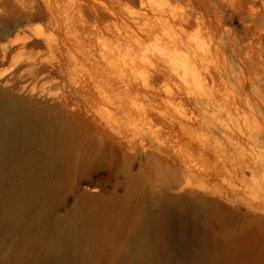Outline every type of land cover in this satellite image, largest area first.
Instances as JSON below:
<instances>
[{
    "label": "rangeland",
    "instance_id": "374dc122",
    "mask_svg": "<svg viewBox=\"0 0 264 264\" xmlns=\"http://www.w3.org/2000/svg\"><path fill=\"white\" fill-rule=\"evenodd\" d=\"M25 1L26 17L0 7V92L47 107L67 96L87 131L109 134L93 115L125 133L106 188L113 240L149 222L148 254L165 236L170 264H264V0ZM33 59L47 69L35 78ZM164 187L185 205L165 226Z\"/></svg>",
    "mask_w": 264,
    "mask_h": 264
},
{
    "label": "bare ground",
    "instance_id": "6f19581e",
    "mask_svg": "<svg viewBox=\"0 0 264 264\" xmlns=\"http://www.w3.org/2000/svg\"><path fill=\"white\" fill-rule=\"evenodd\" d=\"M5 3L0 2V7L6 13L24 17L34 6L25 0ZM186 46L190 47L189 41ZM23 71L35 78L47 69L33 59ZM74 90L92 104L97 94L101 96L81 83ZM79 109L67 96L47 107L0 92V228L6 231L0 264H170L163 256L165 236L152 242L153 254H148L152 248L146 239L149 222L146 234L143 227H131L130 236L121 233L122 239H129L113 240L120 209L106 188L120 155H127L128 144L125 133L101 117L89 115L109 134L84 129ZM123 178L129 185L135 183L129 171L124 170ZM167 188L161 189L158 199L163 209L171 206L173 211L163 212V226L185 206L181 198L168 195ZM60 211L66 214L59 216ZM16 215L25 221H7ZM3 251L6 258L1 257Z\"/></svg>",
    "mask_w": 264,
    "mask_h": 264
}]
</instances>
